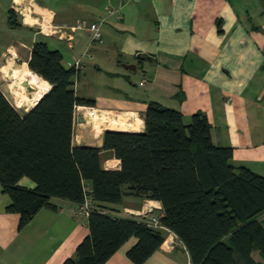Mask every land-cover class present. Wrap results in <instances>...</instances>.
<instances>
[{
	"label": "crops",
	"instance_id": "0c3cea01",
	"mask_svg": "<svg viewBox=\"0 0 264 264\" xmlns=\"http://www.w3.org/2000/svg\"><path fill=\"white\" fill-rule=\"evenodd\" d=\"M38 1L0 0L3 9L16 3L31 7L36 14L25 13V21L31 16L45 29L33 31L25 62L33 41L44 36L70 48L80 44L68 66L85 48L93 52L81 58L74 77L76 94L93 102L74 107L72 145L100 147L102 167L118 169L113 149L102 147L103 131L144 130L147 103L157 100L180 110L184 122L196 111L205 113L214 144L232 147L231 163L264 175V0ZM77 17L102 18L101 42H90L88 29L72 27ZM83 36L88 37L84 45ZM82 105L93 106L94 114L83 113ZM18 183L35 186L28 176ZM51 201L55 207H41L20 227L19 213L7 209L11 199L0 185V264H62L74 253L88 233V214L76 211L77 203L69 199L52 196ZM114 208L122 217L163 213L158 199L133 194H123ZM258 219L264 224V211ZM159 228L164 239L141 264H192L176 233ZM135 241L130 236L102 264H135L125 254ZM251 255L264 264L258 249Z\"/></svg>",
	"mask_w": 264,
	"mask_h": 264
},
{
	"label": "trees",
	"instance_id": "16d2710c",
	"mask_svg": "<svg viewBox=\"0 0 264 264\" xmlns=\"http://www.w3.org/2000/svg\"><path fill=\"white\" fill-rule=\"evenodd\" d=\"M7 23L22 25L13 7ZM62 58L43 39L31 44L28 66L50 86L27 111H19L11 90L0 84V185L11 199L7 209L19 213L18 225L43 206L55 207L52 196L77 206L89 197L115 212L122 195L133 194L161 202L159 222L176 233L192 264H262L251 250L264 257V224L258 219L264 175L231 163L232 147L214 144L206 114L196 111L184 122L177 108L148 101L144 130L103 131L102 147L120 159L118 169L103 168L100 147L72 145L74 107L93 99L76 94V70ZM22 176L35 186L19 184ZM87 214L88 233L62 264H102L130 236L136 241L125 254L141 264L164 239L140 215L95 208Z\"/></svg>",
	"mask_w": 264,
	"mask_h": 264
},
{
	"label": "rangeland",
	"instance_id": "374dc122",
	"mask_svg": "<svg viewBox=\"0 0 264 264\" xmlns=\"http://www.w3.org/2000/svg\"><path fill=\"white\" fill-rule=\"evenodd\" d=\"M1 4L2 3H0V5ZM30 8H28L27 6L24 7L21 4H17V3L14 4V9L16 11L17 19L20 20L24 24V26H21V27L20 26L10 27L7 23V8L6 9L0 8V61H2L1 58L3 56H6V57L17 56L19 58H22L23 60L27 56V53L29 51V45H30L32 38H33V31L40 28L39 27L40 26L39 25L40 20H38V19L35 21H30L31 23L25 21V17H26L25 13H28L29 15H32L33 17L36 14ZM28 25H32V27L30 28ZM31 29H33V30H31ZM50 29L52 31L54 30L53 27ZM43 30L45 31V29H43ZM39 38H41V37L39 36ZM43 38L46 40V42L48 43V45L51 48L59 46V48L63 54L62 62L66 66L69 65L68 59L71 57L72 53L74 51H78L80 49V44L77 42L74 43L73 48H70L67 46L66 41H64V40L58 41L56 37L44 36ZM87 38L88 37L83 36V39L81 40L80 43L82 45H84L83 40L85 41V40H87ZM11 50L14 51V55L12 54ZM7 51H9L10 53L7 54ZM89 51L91 53H93L91 49H89ZM3 77H4L3 73L0 70V84L2 85L1 87L2 88H9L11 90V92L14 93L13 89L10 88L9 84L4 83L6 81H9V77H5L6 79L5 78L3 79ZM30 87H31L30 89L33 90L34 87H32V86H30ZM34 90H35V88H34ZM26 93H28L27 89H26Z\"/></svg>",
	"mask_w": 264,
	"mask_h": 264
},
{
	"label": "bare ground",
	"instance_id": "6f19581e",
	"mask_svg": "<svg viewBox=\"0 0 264 264\" xmlns=\"http://www.w3.org/2000/svg\"><path fill=\"white\" fill-rule=\"evenodd\" d=\"M30 21H35V19L30 16L26 19V22H30ZM12 57L13 56L7 57V62L0 61V70L4 76L3 79L5 77H9V81H6L4 83L9 84L10 88L13 89L14 93L12 94L14 98L17 100L19 106L18 110L23 112V111H27L29 108L33 106V104H35V102L39 99V97H41L43 93L48 90L49 85L41 76H39L37 73H35L29 68L27 62L23 60L21 64L16 65L13 63ZM9 70L11 71L10 73L8 72ZM22 80H27L29 85L34 87L35 90L33 88L31 92H28L29 94L26 93V87L21 84ZM123 128L124 127H122V129Z\"/></svg>",
	"mask_w": 264,
	"mask_h": 264
},
{
	"label": "built area",
	"instance_id": "2783aa9c",
	"mask_svg": "<svg viewBox=\"0 0 264 264\" xmlns=\"http://www.w3.org/2000/svg\"><path fill=\"white\" fill-rule=\"evenodd\" d=\"M124 1V0H121ZM107 7V6H106ZM108 12H113L112 8L107 7ZM102 18L93 20V21H87L85 18H80L77 17L74 21V23L72 24L73 28H86L89 30L90 32V42H101L102 40V30H101V24H102ZM42 22H39V27L40 29L42 28ZM85 56L88 58L92 57V53L89 51L88 48H85L83 50V52L79 55H77L74 60H73V67L75 68V70H77L80 66H81V58ZM81 111L83 113H86L88 115H93L95 112V109L93 106L91 105H82L80 107ZM92 208H95L96 210H99L101 212L104 213H117L116 211L114 212L113 210L106 208V207H102V206H98V205H94L92 203V201L90 200L89 197H86L83 202L79 203L78 206L76 207V211H82L85 213H88ZM126 213L124 214H130L131 212L129 210H125ZM141 217L143 216V218H146V221L148 222V224L154 226V227H159L161 226L160 222H159V216L158 214H150L147 211H142L139 214ZM181 244H183L180 241Z\"/></svg>",
	"mask_w": 264,
	"mask_h": 264
},
{
	"label": "water",
	"instance_id": "95a60500",
	"mask_svg": "<svg viewBox=\"0 0 264 264\" xmlns=\"http://www.w3.org/2000/svg\"><path fill=\"white\" fill-rule=\"evenodd\" d=\"M35 1L39 3L38 0H35ZM8 53H10V52L7 51V54H8ZM1 59H2L3 62H7V57H6V56H3ZM26 61H27V60H26ZM22 62H23V59H22V58H19V57H17V56H14V57H13V63H14V64L19 65V64H21ZM27 64H28V63H27ZM125 65H126L127 67H130V68H134V67H135V64H134V63H126ZM8 72L10 73L11 71L9 70ZM21 84L24 85V86L26 87V89H27L28 92H31L32 89H30L31 87H30V85H29V83H28L27 80H22V81H21ZM33 105H34V104H33Z\"/></svg>",
	"mask_w": 264,
	"mask_h": 264
}]
</instances>
